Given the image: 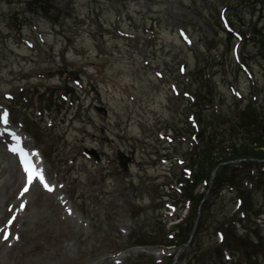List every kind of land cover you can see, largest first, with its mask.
Segmentation results:
<instances>
[{"label": "rangeland", "instance_id": "obj_1", "mask_svg": "<svg viewBox=\"0 0 264 264\" xmlns=\"http://www.w3.org/2000/svg\"><path fill=\"white\" fill-rule=\"evenodd\" d=\"M25 1L0 0V114L7 112V127L26 130L29 144L43 151L45 180L54 190L37 179L39 189L34 181L21 195L27 175L18 155L7 152L11 139L0 135V264H152L153 258L158 264H264V225L259 236L235 224L241 214L230 183L234 176L255 182L245 168L215 167L198 183L202 227L177 245L170 237L188 209L179 203L181 193H173L178 213L170 222V190L164 189L170 172L183 175L175 161L170 170L172 154L188 160L192 146L201 144L190 123L202 121L194 106L198 87L213 90L201 108L215 104L228 114L214 134L220 142L214 154H227L237 139L240 145L264 135V113L258 121L250 113L241 128L228 120L242 121L236 112H251L250 103L264 105L261 5L42 0L52 5L45 14L43 2ZM255 26L261 34L251 33ZM161 131L174 142L162 141ZM120 150L132 158L128 170ZM217 173L228 179L216 184ZM252 196L254 215L264 191Z\"/></svg>", "mask_w": 264, "mask_h": 264}, {"label": "trees", "instance_id": "obj_2", "mask_svg": "<svg viewBox=\"0 0 264 264\" xmlns=\"http://www.w3.org/2000/svg\"><path fill=\"white\" fill-rule=\"evenodd\" d=\"M43 2L42 0H27L25 1L26 4H36V3H40ZM251 3H253L254 7H257L258 5H261V11L264 12V0H255L254 2L252 1ZM52 7L51 4L49 3H44L43 2V6H41L42 11H44L45 14H48L50 12V8ZM239 22H241V20H238ZM258 24V23H256ZM255 24V25H256ZM241 25H247L245 23L241 24ZM261 31L263 32L264 35V25L262 26ZM251 33L255 34V33H259L260 32H256V26L254 29H251ZM213 90L210 89V87L207 88H202V87H198V91H197V96L199 98H197V104H194V106L199 107L200 110L202 111V114H200V117H202V121H199V126H198V130H197V136L198 138L201 140V144L198 145L196 148H194L191 152H189V166L191 167V169L193 170V177L192 180L186 179V181L188 182V184L186 185L185 189H184V195L188 198H191L192 201H196V204L193 202L192 203V208L190 210L191 215L188 217V219L183 222L179 227H178V234L176 235L177 237H175L174 239H171L170 241L172 242L171 244H177L180 242H187L193 231L195 228V223H196V219L198 216V208L199 206L201 207V213L203 211V208L205 206V202L201 204V201L203 199V196L201 195H196L195 194V190H196V186L198 185V183L201 180H206L208 176H210L212 174V172L214 171V168L217 167L218 165H220L218 168L221 169L222 171L225 169V167H234L231 165L230 161L234 160V159H238V158H248V159H254V158H264V135H258L256 134L252 139L250 138H246L240 145L237 144V141L233 142L234 145L233 146H226L225 148L227 152V154H223V156H220V154H214V151H216L215 149L218 147V144L220 143L219 141L214 139V134L216 132V130L218 129V126L220 125V121L224 122L227 120V116L228 114H224L223 112H221V109L215 107V104H210L209 107H205V104L203 103V108H201V104L202 102H207L209 100H211L210 96L213 94L212 92ZM257 102V101H255ZM240 104V103H239ZM258 103H250L247 105V109L251 108L252 111H242L241 112H236L237 116H242V121H233V118H229L228 120L230 121L231 124H233L235 127L234 128H241V124H244V120L245 119H250L249 118V114L254 112V117L255 120H261L260 117H262V114L264 113V105H256ZM205 108V109H204ZM204 110L210 111L209 113L204 112ZM263 110V112H262ZM197 112V111H196ZM259 112V113H258ZM261 113V114H260ZM229 117V116H228ZM251 117V116H250ZM256 120V121H258ZM216 122V124H215ZM262 127V126H261ZM233 132H236V130H234ZM235 136H232V138ZM216 143V144H215ZM225 162V163H224ZM252 161H246L245 165L247 167H249ZM223 174V172H222ZM183 177V175H182ZM211 177V176H210ZM222 177V178H221ZM224 178L228 179V177L226 176V174H224ZM225 179H223V175L218 176V173L216 174L215 177V183L216 184H220L221 182H224ZM233 185L237 186L239 188V191L243 197V213H244V217L240 218L239 220L241 222H244V224L246 225L247 228V232L251 233V231L249 230L251 227L253 230H255L256 233H258V235L260 236L261 233H263L262 229L260 225H258L255 220H254V215H256L258 213L255 212L254 215L252 214V212H250V209H252L253 207L256 206V203L254 202V198H253V191L255 189H262L264 191V166L263 169L260 170V177L257 180L255 186H253L252 189H247L244 184L242 183V180H237L236 177L234 176L233 178ZM241 181V183H240ZM245 195V196H244ZM254 210H257L254 208ZM253 210V211H254ZM202 216H200L199 220H198V224H196V229L194 231V235L193 237H196L199 233L198 231H200L201 227H202ZM257 228H256V227ZM193 241V239H192ZM230 242H226L225 245L229 247ZM170 245V244H167ZM230 248V247H229ZM184 255V254H183ZM182 255V256H183ZM173 257V256H172ZM172 257H168V258H172ZM153 258V257H152ZM228 262V261H226ZM152 264H158L155 259L153 258V263ZM171 264V263H170Z\"/></svg>", "mask_w": 264, "mask_h": 264}, {"label": "snow or ice", "instance_id": "obj_3", "mask_svg": "<svg viewBox=\"0 0 264 264\" xmlns=\"http://www.w3.org/2000/svg\"><path fill=\"white\" fill-rule=\"evenodd\" d=\"M0 121H3L4 124L9 123L7 112L0 114ZM0 135H4V133H0ZM11 138L16 141H19L21 139L15 133L11 134ZM10 151H12L14 154H19L20 163L23 166L25 173L27 174V185L21 192L22 196L29 191V186H31L33 181L37 179L47 191L51 192L54 190V186H50L49 182L45 180L44 170L42 168L38 169L37 166L33 163L31 157L37 155L35 152L29 154V151L24 146L20 145L14 146L12 149H10ZM21 207H23V205H21ZM69 214H71V210H69ZM9 224H11V221H9ZM8 235H10V233L5 234L4 238L7 239Z\"/></svg>", "mask_w": 264, "mask_h": 264}, {"label": "water", "instance_id": "obj_4", "mask_svg": "<svg viewBox=\"0 0 264 264\" xmlns=\"http://www.w3.org/2000/svg\"><path fill=\"white\" fill-rule=\"evenodd\" d=\"M100 109H103V108H100ZM93 152L95 153V156L98 158V154L94 150H93ZM118 158H119L120 164L124 167V169L128 170L129 169V162L132 161V158L130 156H128L127 154L121 152V151L118 153Z\"/></svg>", "mask_w": 264, "mask_h": 264}, {"label": "bare ground", "instance_id": "obj_5", "mask_svg": "<svg viewBox=\"0 0 264 264\" xmlns=\"http://www.w3.org/2000/svg\"><path fill=\"white\" fill-rule=\"evenodd\" d=\"M20 134H21V137L24 139V138H25L24 134L21 133V132H20ZM30 149H31V151H34V149H33V144H31ZM35 158L38 159L36 155H35ZM44 162H45V160H44ZM40 164H41V162H40ZM34 181H36V180H34ZM34 181H33V182H34ZM37 184H38V182L36 181V182H35V186L33 187V189H34V188H38V189H39V187L37 186ZM33 189H32V190H33ZM159 254H161V252H159Z\"/></svg>", "mask_w": 264, "mask_h": 264}]
</instances>
